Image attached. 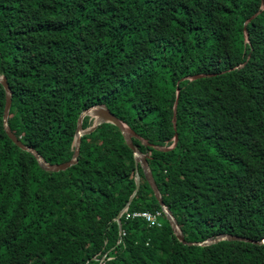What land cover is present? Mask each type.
<instances>
[{
	"label": "trees",
	"instance_id": "16d2710c",
	"mask_svg": "<svg viewBox=\"0 0 264 264\" xmlns=\"http://www.w3.org/2000/svg\"><path fill=\"white\" fill-rule=\"evenodd\" d=\"M0 76L11 131L48 164L104 104L148 142L132 139L186 240H264V0H0ZM5 105L0 84V264H264V244L180 241L140 166L120 235L136 170L119 129L48 173L4 131ZM158 210L161 226L131 216Z\"/></svg>",
	"mask_w": 264,
	"mask_h": 264
},
{
	"label": "water",
	"instance_id": "95a60500",
	"mask_svg": "<svg viewBox=\"0 0 264 264\" xmlns=\"http://www.w3.org/2000/svg\"><path fill=\"white\" fill-rule=\"evenodd\" d=\"M257 14L254 15L253 17H251L245 23V34H247L248 38H249V34L246 31V25L252 19H254L257 16ZM204 76H206V75H196L195 74V75L187 76L183 79H196L197 80V79H200ZM0 84L4 87L5 93H6V105H5L4 121H3L4 122V129H5L4 131L7 133L9 138L18 147H20L24 151L30 152V154H32L37 159V161L39 162L38 163L39 167L45 172L50 173V172L65 171V170L71 168L72 166L76 165L78 163V158L80 155V148L82 146L83 137L87 134L94 132L99 125L104 124V123H110V124L115 125L119 129V131H120L121 135H123L124 140L126 141L127 145L129 146L130 149L133 150L134 159H135V170H136V189H135L130 201L127 203L126 207L119 213V215L116 219L120 235H123L121 217L128 210L129 206L131 205V202L133 201L134 197L137 195V193L140 189V186H141V179H140V175H139V166H140L141 169L143 170V173L145 175V178H146L149 186L153 190L155 197L158 199V201L161 205L162 211L165 214L166 219L169 221L173 232L175 233L176 237L180 241L184 242L185 244H188L189 246L197 247V248L211 247V246L217 245L218 243H221V242H237V241L250 243V244H254V245L264 244V240H262L261 242H253V241H250L248 239L238 238V237L230 236V235H220L217 238H211V239H208L202 243H192L191 241L186 240L182 230L180 229V227L178 225V222L176 220L175 215L173 214V212L171 211L169 206L162 199L158 185H157V183L153 177L151 168L148 164V156L141 153L138 149L135 148L132 139L137 138V139L143 141V143L145 145H149L148 142L146 140H144L143 138H141L140 136H137L132 130H130L128 128V126L123 121H121L119 118H117L113 113H111L110 110L104 104H98V105H95L89 109H86L79 116V119L77 122V129H76V134H77V137L75 140V147L76 148L74 150V154H73L72 159L70 161L62 163V164H48L45 161V159L41 156V154H39L36 150H34L33 147L24 144L14 134V132L11 131V128H10L9 122H8V117H9V111H10L11 104H12V91H11L9 84L7 82V79L5 77L0 76ZM178 94H179V88H177V99L175 101L173 113H172V126H173L174 130L176 128L175 114H176V107L178 105ZM85 117H94L95 118V122L93 123V125L87 129L83 128V120ZM178 140H179V137L177 136V133L174 132V143H173V145H171L169 147H162L161 149L168 150V149L173 148L177 144ZM103 258L105 259L106 256Z\"/></svg>",
	"mask_w": 264,
	"mask_h": 264
},
{
	"label": "built area",
	"instance_id": "2783aa9c",
	"mask_svg": "<svg viewBox=\"0 0 264 264\" xmlns=\"http://www.w3.org/2000/svg\"><path fill=\"white\" fill-rule=\"evenodd\" d=\"M127 213V211H126ZM132 217H142L144 218L150 225H157V226H161L162 225V221H161V216H162V211L158 210L156 212L153 213H148V212H143V213H133L131 214Z\"/></svg>",
	"mask_w": 264,
	"mask_h": 264
},
{
	"label": "rangeland",
	"instance_id": "374dc122",
	"mask_svg": "<svg viewBox=\"0 0 264 264\" xmlns=\"http://www.w3.org/2000/svg\"><path fill=\"white\" fill-rule=\"evenodd\" d=\"M92 119H93V123L95 122V118L94 117H91ZM93 123H92V125H93Z\"/></svg>",
	"mask_w": 264,
	"mask_h": 264
}]
</instances>
